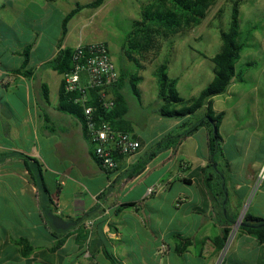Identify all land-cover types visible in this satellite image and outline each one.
Here are the masks:
<instances>
[{"label": "crops", "instance_id": "obj_1", "mask_svg": "<svg viewBox=\"0 0 264 264\" xmlns=\"http://www.w3.org/2000/svg\"><path fill=\"white\" fill-rule=\"evenodd\" d=\"M56 2L0 0V264H170L171 238L178 236L190 240L179 256H193L190 248L197 246L194 257L205 264L203 256L214 250L210 239L220 234L235 202L251 201L243 213L264 217L262 125L251 124V133L230 135L233 141L222 138L223 157L213 168L223 178L218 185L210 183L211 189L202 172L209 163L206 128L170 149H156L161 140L179 133L189 118L174 119L149 141L133 125L139 151L119 158L116 170L104 172L90 155L82 123L58 109L62 76L52 63L60 50L86 43L71 40L69 31L62 41L58 35L47 37L52 19L56 23ZM122 4L123 0H105L99 8L87 10H113ZM31 8L37 9L27 15ZM229 141L237 149L241 143V151L260 152L259 158L242 162L248 169L242 179L234 178ZM38 174L45 191L36 180ZM177 185L189 192L174 193L170 205L174 208L175 202L176 209L168 218L142 214L143 206ZM189 202L192 210L179 217L178 210ZM49 214L74 225L56 230ZM191 229L197 241L188 234ZM162 244L166 253L159 251ZM219 264H264V243L237 231Z\"/></svg>", "mask_w": 264, "mask_h": 264}, {"label": "rangeland", "instance_id": "obj_2", "mask_svg": "<svg viewBox=\"0 0 264 264\" xmlns=\"http://www.w3.org/2000/svg\"><path fill=\"white\" fill-rule=\"evenodd\" d=\"M90 1L92 0H57L56 23L52 19L51 25L46 29L47 37L53 39L58 35L60 39L63 18L73 9L75 3L85 4ZM143 1L146 0H123V6H114L113 10H82L69 22L68 31L71 40L81 39L82 43L104 41L117 70L119 72L123 70L128 76L136 75L140 78L136 86L139 97L132 93L127 82L122 88V94L128 106L126 118L131 128L134 125L135 132L139 133L143 140L149 141L150 136L159 135L163 126L170 125L174 120L158 115L160 101L157 98L154 76L156 67L167 60V74L171 78L178 79L179 94L187 99L196 97L213 78V63L210 58L221 48L219 32L227 30L229 26L232 0H218L210 6L206 17L198 26L180 30L174 35L165 36L163 33L162 36H156L153 38L152 48L140 51L138 46L143 44V39H135L132 45H129L125 44V38L131 30L132 23L141 18L140 4ZM54 7L55 4L52 5V8ZM34 9L37 8L27 10V15L33 14ZM239 10L241 32L239 42L243 44V50L235 64V69L237 72L242 70V78H233L226 92L212 100L215 114L223 112L219 133L224 140L229 139L230 135L236 136V132L241 135L243 131L251 133L255 128L251 124L258 122L262 125L260 129L264 131V0H241ZM203 113L204 109H200L190 121H195ZM159 117L161 121L158 124L155 120ZM200 136L201 134H197L195 138L198 139ZM229 140L233 141L232 138ZM231 141L227 152L234 156V178L238 180L243 178V174H248L247 167H241L242 162L248 163L259 158L260 152L253 148L246 152L241 151V143L237 149L231 147ZM45 153L43 149L42 155ZM156 176L154 174L151 179ZM179 186H174L170 194L166 193L151 201L149 207L143 206L142 214H152L154 217H161L162 220L168 218L176 209L175 202L174 208L171 207L170 198L178 189H182ZM182 190L189 192L188 189ZM248 201L243 202V205L235 202L230 207L227 222L234 224L229 227L230 232L224 250L238 231L236 221L250 208L251 201ZM191 210L192 203H185L178 210V216H188ZM191 225V222L187 223L188 227ZM188 234L195 237L194 239L197 238L193 229ZM240 242V238L236 239L237 246H240ZM177 243H179L177 239L171 238L172 250L168 258L170 264H202L199 257H194L195 251L198 250L197 246L190 248L193 256L189 254L179 256L175 252ZM212 247L214 249L213 244ZM222 250L217 253L213 250L212 253L203 256L202 259L206 260L205 264H219L224 252ZM229 256L231 261L233 256L232 254Z\"/></svg>", "mask_w": 264, "mask_h": 264}, {"label": "trees", "instance_id": "obj_3", "mask_svg": "<svg viewBox=\"0 0 264 264\" xmlns=\"http://www.w3.org/2000/svg\"><path fill=\"white\" fill-rule=\"evenodd\" d=\"M105 0H92L85 4L75 3L73 9L63 18L61 24V38L65 37L68 31L69 21L83 9H96L103 5ZM218 0H146L140 4L141 18L131 25V30L125 38V44L132 45L135 39H143V44L138 46L139 50L147 51L154 46L153 38L156 36L174 35L180 30H188L198 26L206 17L210 6L214 5ZM240 1L232 0L230 11V21L227 30L220 31L221 48L210 61L213 63V78L210 83L200 91L196 97L184 98L177 90V78L168 76V61L158 65L154 71L157 86V98L160 101L158 107V115L162 118L189 120L179 127V133L169 135L158 143L157 151L170 149L179 144L183 139L193 135L197 130L204 127L208 131V153L209 163L206 168L202 169L205 175L204 183L211 189L210 183H221L222 173L216 172L213 166L223 157L222 137L219 133V127L223 119V112L215 114L212 108V100L214 97L222 95L226 92L233 78H242V70L238 72L235 64L243 50V44L239 42L241 32L239 24ZM251 33V31H250ZM72 49L67 48L60 50L52 63V69L59 75H63L70 70ZM250 66V64H248ZM118 82L109 90L114 101V107L109 112L101 113L104 121L116 130L128 132L132 134V128L129 120L126 118L128 106L122 94V88L125 82L128 83L133 94L139 97L136 89L140 78L136 75L128 76L126 72L121 70ZM43 100L48 102V90L43 85ZM90 105H96V99ZM58 109L68 115L73 116L82 122L81 109L71 104L60 91ZM200 109H204V113L195 121H190ZM181 130V131H180ZM135 137V136H134ZM91 157L98 162L90 151ZM29 159V158H27ZM99 166V165H98ZM213 169V172L207 173V170ZM36 179V178H35ZM40 188L45 191V186L41 176L38 174L37 179ZM216 180V181H214ZM37 181V182H38ZM226 219V218H225ZM234 222L222 223L220 234L211 241L215 252H220L228 238L231 225ZM238 231H243L253 236L258 243H264V217L254 216L246 212L243 216L242 223L238 227ZM179 243L175 247V252L181 255L182 252L190 245L187 238L175 237ZM60 244V243H59Z\"/></svg>", "mask_w": 264, "mask_h": 264}, {"label": "built area", "instance_id": "obj_4", "mask_svg": "<svg viewBox=\"0 0 264 264\" xmlns=\"http://www.w3.org/2000/svg\"><path fill=\"white\" fill-rule=\"evenodd\" d=\"M118 79V70L107 45L102 41L72 48L70 70L62 75V94L81 109L84 132L104 172L116 170L119 158L131 157L141 147L133 134L114 129L101 117V113L109 112L114 107L109 90ZM93 96L97 106L90 105ZM152 191V188L148 189V194ZM159 251L166 253L168 248L162 245Z\"/></svg>", "mask_w": 264, "mask_h": 264}, {"label": "water", "instance_id": "obj_5", "mask_svg": "<svg viewBox=\"0 0 264 264\" xmlns=\"http://www.w3.org/2000/svg\"><path fill=\"white\" fill-rule=\"evenodd\" d=\"M244 213L242 214V217H239L240 219L236 221V226H240L242 223ZM48 217L52 221V225L56 230H67L68 228L72 227L74 224L73 223H67L63 219L56 217L53 214H49ZM224 251V248L222 252Z\"/></svg>", "mask_w": 264, "mask_h": 264}]
</instances>
